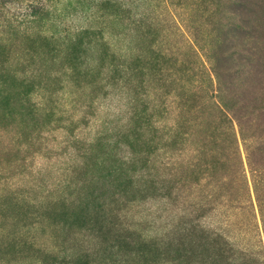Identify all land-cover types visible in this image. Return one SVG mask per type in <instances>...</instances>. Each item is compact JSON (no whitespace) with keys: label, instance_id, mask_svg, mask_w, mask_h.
I'll list each match as a JSON object with an SVG mask.
<instances>
[{"label":"rangeland","instance_id":"rangeland-1","mask_svg":"<svg viewBox=\"0 0 264 264\" xmlns=\"http://www.w3.org/2000/svg\"><path fill=\"white\" fill-rule=\"evenodd\" d=\"M168 143L205 146L233 247L179 236ZM204 256L264 264V0H0V264Z\"/></svg>","mask_w":264,"mask_h":264},{"label":"trees","instance_id":"trees-1","mask_svg":"<svg viewBox=\"0 0 264 264\" xmlns=\"http://www.w3.org/2000/svg\"><path fill=\"white\" fill-rule=\"evenodd\" d=\"M169 139L171 143V137ZM170 143L166 145V158L163 166L169 168L167 169L170 172L168 175V179L171 183L170 186L172 187L169 189L174 190L175 192L172 196H170V194L166 192L164 193V196L165 199L169 198L170 201L175 200L179 203L180 214L183 215L180 218L179 223L176 224V231L178 232L179 236L182 237V233H184V235L188 234V239H191L193 232H195L196 230L207 231L211 233V235H214L215 239L219 237V242H222V240H226L229 246H232L229 240L225 236L220 234L221 232L219 233V230H214V228H211V226H209L208 224V217L215 213L216 210H220L219 214L225 217L224 220H228L231 218L228 214L230 212V209L226 207V210L223 209L221 211L222 204H224L223 198L225 197V194L219 191V189L225 186V179L223 177H218L217 175H215V170L213 171L212 166H210L207 161L204 160L202 154L204 151L203 147L205 146H201L199 148L197 147L198 149L195 147L188 149L180 147L183 144L177 143V147H179L173 149L170 147ZM185 151H190L196 153L197 155L191 156L188 155V153H186ZM199 152L201 154H199ZM168 164L171 167L168 166ZM107 177L108 179L106 180L104 178H101V183L98 184L99 187L102 186L107 189L105 190V192H103L102 195H95L94 193V195L91 197V202H96V205L99 206V214L101 217H103L102 221L110 219L108 223L113 224V221H111V217L109 216V212L107 213L105 211V208L106 206H108V204H102V200L104 197L103 195H106L108 193H112V196L114 198H118V196H121L123 186H121L120 189H117V187L121 183L122 178L117 179L116 184H114V181L111 180V177L109 175ZM127 178L132 179L130 176H128ZM106 181H109L110 183H106ZM160 184L161 190L167 189L166 186L163 185L164 180H162V183ZM232 204L230 205V208H234L232 207ZM85 209L86 212L90 215L89 203L85 204ZM116 214L119 213L117 212ZM169 220L171 221L172 219ZM221 227L223 226L221 225ZM211 230H214V233ZM218 234H220L222 237L218 236ZM144 237H148V235ZM154 242L162 244V241ZM116 245L117 244L115 243H110L105 247L106 249L109 248L110 250H114L116 248ZM90 246L92 245L90 244ZM92 247L95 248L94 246ZM114 254L117 255V253ZM116 255H112L111 257H115ZM201 256L202 255L200 254V257ZM201 259H203V264H213L216 262L209 261L210 258L208 256H204V258Z\"/></svg>","mask_w":264,"mask_h":264}]
</instances>
